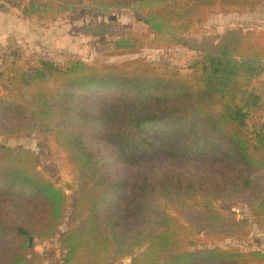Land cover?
<instances>
[{"label": "trees", "instance_id": "obj_1", "mask_svg": "<svg viewBox=\"0 0 264 264\" xmlns=\"http://www.w3.org/2000/svg\"><path fill=\"white\" fill-rule=\"evenodd\" d=\"M13 1L47 22L127 12L159 45L199 58L183 76L144 60L61 68L40 59L26 69L17 53L3 57L0 135L54 137L76 178L67 196L38 170L36 151L0 143V264H40L34 241L55 239L68 215L60 264H264L261 250L191 249L195 233L246 239L237 203L264 230V92L251 84L264 74V31L189 36L218 2L254 11L264 0ZM127 33L115 56L145 48Z\"/></svg>", "mask_w": 264, "mask_h": 264}, {"label": "rangeland", "instance_id": "obj_2", "mask_svg": "<svg viewBox=\"0 0 264 264\" xmlns=\"http://www.w3.org/2000/svg\"><path fill=\"white\" fill-rule=\"evenodd\" d=\"M74 1H82L88 5L94 0ZM261 9L263 11L255 16V23L264 20V3L258 5L254 11ZM247 11H251L249 7L235 5L228 1L218 2L208 12L206 22L196 24L189 36L201 43L207 36L216 38L229 30H244L238 27L237 23L241 22L238 19L239 16L242 18L241 16ZM247 21L248 19L245 20ZM104 23L109 24V27L101 30L100 37L86 32V28ZM127 32L141 38L145 48L137 54L115 56L113 42L126 36ZM14 53L22 58L21 65L26 69L28 65H37L40 59L51 60L61 68L73 59H80L96 66L122 65L135 60H144L155 65L160 71L178 72L183 76L193 74L191 66L199 58L197 52L185 47L169 49L159 45L149 35L147 26L136 21L127 12L99 14L83 10L47 22L36 17L24 18L16 8L11 6L10 12H0V72L6 69L3 66V57H11ZM251 84L258 88V92L260 90L264 92V74L253 80ZM6 94L4 87L0 86V96H6ZM0 143L36 151L38 170L57 186L63 188L67 196L73 194L76 172L69 161L68 152L54 137H41L39 131H36L29 136L18 138H7L0 135ZM70 206L71 201H69V208ZM234 210L238 219H246L249 222L246 239L217 240L203 233H195L192 236L195 246L191 249L236 248L242 251H264V230L253 223L248 207L244 203H237L234 205ZM69 216L61 222L55 239L34 241L35 251L44 259L40 264H60L64 259L60 240L69 229ZM130 263L131 259H127L119 264Z\"/></svg>", "mask_w": 264, "mask_h": 264}, {"label": "crops", "instance_id": "obj_3", "mask_svg": "<svg viewBox=\"0 0 264 264\" xmlns=\"http://www.w3.org/2000/svg\"><path fill=\"white\" fill-rule=\"evenodd\" d=\"M2 4V3H1ZM0 4V6H1ZM10 7V6H9ZM11 8V7H10ZM261 11H263V9L259 10V11H247L244 15H242L240 18L239 16V20L241 21L240 23H237L238 27H241L244 30H263L264 31V20L261 21L260 23H255V16L258 15V13H261ZM0 12H6L5 10H2L0 8ZM248 19L247 22H245V20Z\"/></svg>", "mask_w": 264, "mask_h": 264}, {"label": "built area", "instance_id": "obj_4", "mask_svg": "<svg viewBox=\"0 0 264 264\" xmlns=\"http://www.w3.org/2000/svg\"><path fill=\"white\" fill-rule=\"evenodd\" d=\"M12 2H9V0H0V4L1 3H5L7 4L8 6H12V4H15L16 2H14L13 0H11ZM22 1V6L25 5V4H28L29 2L31 1H36V0H21Z\"/></svg>", "mask_w": 264, "mask_h": 264}, {"label": "water", "instance_id": "obj_5", "mask_svg": "<svg viewBox=\"0 0 264 264\" xmlns=\"http://www.w3.org/2000/svg\"><path fill=\"white\" fill-rule=\"evenodd\" d=\"M0 8L2 10L8 11V12L11 11V8L7 4H5V3H2L1 6H0ZM32 243H33V238L30 239V246H32ZM126 262H128V261H126Z\"/></svg>", "mask_w": 264, "mask_h": 264}]
</instances>
